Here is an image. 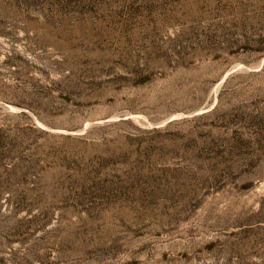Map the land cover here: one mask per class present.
Masks as SVG:
<instances>
[{"label": "rangeland", "instance_id": "rangeland-1", "mask_svg": "<svg viewBox=\"0 0 264 264\" xmlns=\"http://www.w3.org/2000/svg\"><path fill=\"white\" fill-rule=\"evenodd\" d=\"M0 264H264V0H0Z\"/></svg>", "mask_w": 264, "mask_h": 264}]
</instances>
